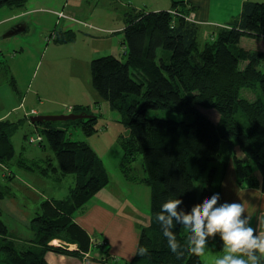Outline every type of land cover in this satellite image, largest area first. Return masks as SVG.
I'll return each instance as SVG.
<instances>
[{"label": "trees", "instance_id": "obj_1", "mask_svg": "<svg viewBox=\"0 0 264 264\" xmlns=\"http://www.w3.org/2000/svg\"><path fill=\"white\" fill-rule=\"evenodd\" d=\"M24 1L0 0V6H21ZM171 7L175 13L128 7L120 31L125 59L107 53L90 63L99 95L124 114L127 134L122 136L120 172L151 188L150 223L140 230L133 258L114 264H204L195 233L203 215L220 204L229 160L234 162L239 182L261 184L264 190V49L240 44L244 35H264V0H245L228 26L216 28L204 40L200 25L187 18L192 8L181 0H173ZM56 28L54 39H70L71 30ZM9 81L15 88L12 76ZM77 107L71 112L89 116L67 119L63 128L52 120L33 122L43 124L41 131L58 166L50 168L49 162L33 157L18 158L17 164L48 178L56 169L61 176L74 173L75 184L65 198L41 201L31 219L33 244L27 248L15 246L0 217V264H47L48 250L72 255L87 250L86 232L72 220V214L107 184L109 174L85 140L69 136L73 124H80L87 135L96 131L97 115L86 106ZM149 108L191 118L147 116ZM203 109L216 110L217 120ZM18 120L0 119V163L14 156L11 134L23 119ZM31 138L30 142L42 141ZM234 141L257 163L260 176L236 154ZM137 155L143 176L135 174ZM6 192L0 189V197ZM223 218L227 228L213 229L210 239L218 247L229 243L250 264H264L255 237L244 228L240 206L227 205ZM55 237L75 242L77 248L50 245Z\"/></svg>", "mask_w": 264, "mask_h": 264}, {"label": "rangeland", "instance_id": "obj_2", "mask_svg": "<svg viewBox=\"0 0 264 264\" xmlns=\"http://www.w3.org/2000/svg\"><path fill=\"white\" fill-rule=\"evenodd\" d=\"M65 1L69 5L62 7ZM75 4L81 6L70 9V6ZM41 5L43 9L50 12H33L32 9L14 21L0 20V99L3 104V108L0 106V112L9 110L7 119L11 121L23 119L11 134L15 150L13 158L7 163H0V189H8V192L0 197V217L6 222L10 237L17 248H27L33 244L32 228L29 222L40 201L44 198L51 199L47 197L65 198L76 179L74 173L61 176L57 169L52 171L51 177H44L17 164L18 158L33 157L49 162L50 168L58 166L49 142L41 131L43 124L34 125L28 120V116L37 114L29 112L31 108H37L39 112L47 107L58 108L61 113L66 114L74 107L78 109L77 106H86L87 110L89 108L91 113L96 114V131L87 135L81 130L80 124L78 126L73 124L69 129V136L72 139L85 140L95 151L99 162L106 168L109 181L105 185H108L110 189H105L102 195L115 194V201L120 199L122 205L125 202L126 205L130 203L135 206L139 213L137 218L144 217L146 223H150L151 218L150 185L145 181H127L120 172V163L123 158L122 136L127 134L124 114L111 107L108 101L99 95L93 85L90 69L92 58L103 54L112 53L125 59V46L120 41L122 33H110L101 28V26L110 28L124 24L121 4L114 2L112 6L107 0H25L21 6L34 8ZM16 8L1 5L0 19ZM54 8L63 9V13L68 16L59 17L52 11ZM169 11H173V8ZM191 17L190 12L187 18ZM17 25H24V29L15 34L6 35ZM56 27L71 30L70 39L65 41L54 39ZM111 36L112 41L105 38ZM204 38L203 35L201 40ZM240 44L264 49V40L259 36L244 35ZM11 76L14 78L15 88L9 81ZM203 111L213 120H217L216 110L203 109ZM146 114L187 120L191 118L190 114L152 108L147 109ZM51 122L59 128L66 126V120ZM31 136L41 138V143L30 142ZM234 148L236 154L250 162L253 172L260 176L258 165L253 158L235 141ZM140 161V155H137L134 161L137 175L144 173ZM237 182L240 186H244L243 188L248 187L243 182L238 180ZM113 198L114 195L98 201L110 205ZM225 198L231 197L225 196ZM216 220L219 226L221 223L224 226V218L221 222L219 218ZM208 224L206 222V226L201 225L196 235L197 242L201 243L199 247L201 257L206 263L219 264L223 258L228 259L231 252L243 257L229 243L221 251L217 250L215 243H205L208 235V233L205 235V227ZM181 230L185 231L186 226H182ZM261 234L264 237V233ZM58 242L59 240L54 241V243ZM65 242L68 247V241ZM102 242L100 241L99 245L106 249V245ZM262 244L258 245L261 250L264 248ZM91 251V254L94 253V248ZM115 258L120 259L117 256ZM118 259L111 264L126 262L124 259Z\"/></svg>", "mask_w": 264, "mask_h": 264}, {"label": "crops", "instance_id": "obj_3", "mask_svg": "<svg viewBox=\"0 0 264 264\" xmlns=\"http://www.w3.org/2000/svg\"><path fill=\"white\" fill-rule=\"evenodd\" d=\"M112 6L120 3V7L122 9V19L124 11L130 7L134 6L136 8H141L144 10H159V9H171V2L173 0H107ZM179 1V0H176ZM184 1L186 7H191V19L197 22L201 27L200 38L204 35V39H208L207 36L212 33L213 30L219 27L228 26V22L240 12L242 3L245 0H181ZM112 2V3H111ZM60 5V4H58ZM69 4L66 1L61 5L62 7H66ZM81 5L75 4L71 5L70 9L79 8ZM17 7L16 9H12L8 12L7 15L2 17L0 20L6 21H14L19 18L22 14L26 12H50V10L43 9L44 7L37 6L34 8H26L24 6H11ZM73 9V10H74ZM63 9L52 10L54 13L56 11H62ZM57 14V13H56ZM58 15V14H57ZM66 16L68 14L65 13ZM71 16V15H69ZM73 17V16H71ZM124 23V22H123ZM124 25V24H123ZM123 25L114 26V27H105L101 26L103 31L114 33L120 32ZM90 27V25L88 24ZM115 29V30H114ZM119 29V30H118ZM123 37V36H122ZM122 37L120 41L122 42ZM260 38L264 40V35H259ZM113 40V37H105ZM123 44V43H122ZM243 45V44H242ZM245 46V45H243ZM0 106L3 108V104L0 99ZM29 112L32 113H61V110L58 108H44L41 112L37 108H31ZM71 112V110H70ZM9 110L6 112H0V119H7ZM69 113V112H68ZM142 175L139 176H143ZM124 177V176H123ZM125 178V177H124ZM125 180L128 181L127 178ZM238 175L235 171L234 162L229 160L226 172L221 185V195H220V204L218 208L214 211L206 212L202 219L199 222V226L195 233V241L197 249L199 250V254L201 257L200 248L201 243L197 242L196 235L200 226H206V222H208V226L205 227V235L208 233L205 238L206 242H213L216 245L215 239H210L209 235L211 231L215 228L219 230H225L226 224L223 223L217 224V218L220 219V222L223 220V210L229 204H237L240 206L241 211L243 212L244 219V228L247 232L253 234L256 237V241L258 240V245L263 243L264 245V237L261 233H264V190L262 185L258 186H248L243 188L244 186H240L237 182ZM134 181V180H131ZM141 182V181H137ZM105 189H110L108 185H105L102 190L95 193L91 198H89L82 207L77 209L72 214V220L86 232L87 235V250H82V253L78 255L66 254L64 252L56 251V250H48L45 254V258L47 260V264H111L115 262L119 257L120 259H124L125 261H130L133 258L134 252L137 247L138 237L140 234V230L146 226H148L149 222L146 223V219L143 217L142 219H138V212L136 211V207L128 203L126 205L121 204V200L115 201V194L111 204H107L104 202H99V199H108L113 197L112 194L109 196L102 195V192ZM225 196L231 197L230 199H226ZM53 198V197H47ZM45 199V198H44ZM43 199V200H44ZM42 201V200H41ZM40 201V202H41ZM40 204V203H39ZM39 211V206L36 209V212ZM35 212V214H36ZM34 214V215H35ZM32 219V218H31ZM250 221V224H249ZM31 224V220L29 222V226ZM32 234H33V230ZM260 233V234H258ZM62 241L64 239L60 237H55V241ZM106 240V242H105ZM66 241V240H65ZM108 247V250L103 248L104 246H100L99 242ZM50 245L53 243L50 242ZM227 242H225L222 246H217L218 251L223 250L226 246ZM54 246V245H52ZM69 249L77 248V243L68 242ZM94 248V253L91 254V249ZM235 250V249H234ZM259 250L262 254H264V248ZM117 251V252H116ZM215 251V249H213ZM215 251V252H218ZM242 255V254H241ZM243 257L237 255L236 253L231 252L228 259H224L219 264H250L251 260L244 255ZM217 258V255H216ZM118 259V260H120ZM204 264H208L201 257ZM215 264V262H214Z\"/></svg>", "mask_w": 264, "mask_h": 264}, {"label": "water", "instance_id": "obj_4", "mask_svg": "<svg viewBox=\"0 0 264 264\" xmlns=\"http://www.w3.org/2000/svg\"><path fill=\"white\" fill-rule=\"evenodd\" d=\"M24 29V25H17L13 27L11 30H9L6 35H12L15 34L21 30ZM89 116V114L85 113H74V112H69L66 114L63 113H54V114H35V115H30L29 119L31 122L35 121H44V120H67V119H76V118H82Z\"/></svg>", "mask_w": 264, "mask_h": 264}, {"label": "bare ground", "instance_id": "obj_5", "mask_svg": "<svg viewBox=\"0 0 264 264\" xmlns=\"http://www.w3.org/2000/svg\"><path fill=\"white\" fill-rule=\"evenodd\" d=\"M54 241H55V238H52V239L49 240L48 243L52 242L53 243L52 245H54V246L67 247V242H65V241H59L58 243H54ZM260 254H262L261 251H260ZM45 260H46V258H45ZM46 263H47V260H46Z\"/></svg>", "mask_w": 264, "mask_h": 264}, {"label": "built area", "instance_id": "obj_6", "mask_svg": "<svg viewBox=\"0 0 264 264\" xmlns=\"http://www.w3.org/2000/svg\"><path fill=\"white\" fill-rule=\"evenodd\" d=\"M56 13L58 14V16L59 17H64V16H66L64 13H63V11H56ZM171 13H175V11L173 10V11H171ZM35 138H31V140L33 141Z\"/></svg>", "mask_w": 264, "mask_h": 264}]
</instances>
